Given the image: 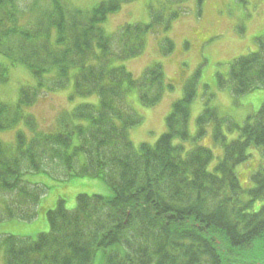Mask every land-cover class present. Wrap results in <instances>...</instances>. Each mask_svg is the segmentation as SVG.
<instances>
[{"label": "trees", "instance_id": "16d2710c", "mask_svg": "<svg viewBox=\"0 0 264 264\" xmlns=\"http://www.w3.org/2000/svg\"><path fill=\"white\" fill-rule=\"evenodd\" d=\"M125 1L84 10L64 0H0V83L12 67L30 77L18 98H0V130L15 131L12 144L0 139V223L48 227L36 235L0 232V264H93L100 250L102 264H247L253 243L262 248L264 98L236 127L237 138L227 140L228 118L208 109L193 137L192 85L174 102L167 131L135 147L130 129L141 118L124 100L136 91L142 105L153 106L173 84L160 63L137 78L117 59L139 56L154 34L172 44L168 34L186 0H167V11L179 7L168 17L107 33L101 23ZM71 80L77 92L97 93L98 105L80 104L53 130L42 129L30 108ZM218 83L235 95L264 89V40L233 60ZM244 165L249 176L240 172ZM82 177L101 178L112 193H78L70 209L61 191Z\"/></svg>", "mask_w": 264, "mask_h": 264}, {"label": "rangeland", "instance_id": "374dc122", "mask_svg": "<svg viewBox=\"0 0 264 264\" xmlns=\"http://www.w3.org/2000/svg\"><path fill=\"white\" fill-rule=\"evenodd\" d=\"M102 1L104 0H64L69 7L84 10H90ZM168 5L167 0H128L122 3L120 10L110 14L101 26L107 33L116 34L127 24H148L156 14L159 13L160 16L166 12ZM183 5L184 13L173 20L168 34L172 44L162 41L154 34L147 41L146 50L139 56L117 59L119 64L137 78L142 77L148 67L160 63L165 83L173 84V87L166 88L160 102L153 106L142 105L136 91L130 92L124 100L125 109L141 118L140 123L130 129V139L135 147H139L141 143L154 144L167 131V117L173 110L174 102L183 98L187 87L192 85L195 86L196 93L191 102L188 124L193 137L197 134L198 117L208 109L220 117L228 118L222 126L226 139L237 138L239 130L236 127L254 115L264 98V89L235 95L228 86H220L218 83L220 75L227 77L233 60L258 50L261 40H264V0H186ZM174 9H179L177 4L172 5L165 17ZM158 19L163 23L164 18ZM9 78L7 82L0 83V98L12 102L18 98L20 86L28 82L30 77L27 70L12 67ZM98 102L97 93L81 94L74 88L71 80L64 88L41 93L30 110L42 129L53 130L64 111L73 110L84 103L98 105ZM215 121L212 119L210 123L211 134ZM14 138V130H0V139L6 144H12ZM175 141H178V136ZM210 141V138L202 140L203 143ZM223 141L219 138L215 145L217 153H222ZM216 162L214 160L210 168ZM248 168V165H244L240 172H249V176ZM69 182L61 194L70 209L76 206L78 193L106 196L112 193L110 185L101 178L82 177ZM43 225L40 222H1L0 232L36 235L48 230ZM260 245L258 240L255 241L254 251ZM103 257V251H98L93 264H102Z\"/></svg>", "mask_w": 264, "mask_h": 264}, {"label": "flooded vegetation", "instance_id": "af4514ba", "mask_svg": "<svg viewBox=\"0 0 264 264\" xmlns=\"http://www.w3.org/2000/svg\"><path fill=\"white\" fill-rule=\"evenodd\" d=\"M255 250V246L248 252L247 264H264V238L262 241V248Z\"/></svg>", "mask_w": 264, "mask_h": 264}]
</instances>
